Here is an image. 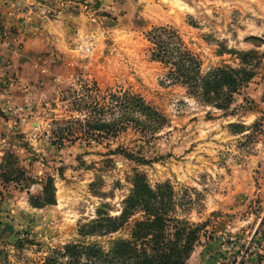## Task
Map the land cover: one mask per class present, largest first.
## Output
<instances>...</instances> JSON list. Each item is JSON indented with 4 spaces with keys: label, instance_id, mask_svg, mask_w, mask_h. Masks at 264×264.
<instances>
[{
    "label": "rangeland",
    "instance_id": "374dc122",
    "mask_svg": "<svg viewBox=\"0 0 264 264\" xmlns=\"http://www.w3.org/2000/svg\"><path fill=\"white\" fill-rule=\"evenodd\" d=\"M30 2L0 0V42L15 41L0 56V264H68L67 244L130 240L140 208L115 231L89 225L121 214L136 174L162 186L170 217L200 225L184 264H264V0ZM157 27L201 74L247 70L226 106L170 77L152 56ZM126 92L161 127L93 139L88 125L122 116L112 96Z\"/></svg>",
    "mask_w": 264,
    "mask_h": 264
},
{
    "label": "trees",
    "instance_id": "16d2710c",
    "mask_svg": "<svg viewBox=\"0 0 264 264\" xmlns=\"http://www.w3.org/2000/svg\"><path fill=\"white\" fill-rule=\"evenodd\" d=\"M153 43L152 56L171 66L170 77L186 85L190 94L215 106H226L234 93L247 76V70L225 66L201 74L196 57L186 50L177 33L172 29L157 27L149 33ZM114 102L123 110L122 116L111 120L95 119L88 125L87 131H93V139L99 138L94 131L104 129L108 136H115L114 128L126 127L130 123L142 127L141 131H155L161 127L163 117L146 105L139 96L124 93L112 96ZM115 106V105H114ZM143 116H135L136 113ZM90 127V128H89ZM91 129V130H90ZM91 133V132H86ZM89 135V134H88ZM123 153L140 161L127 150ZM168 192L169 183L163 185ZM162 186L152 189L145 182L142 174L133 179L131 193L125 198L121 214L116 217L105 216L91 222L90 232L115 231L124 224L137 208L146 217L136 220L130 240H116L108 250L95 244H67L64 253L70 256L68 264H184L192 252L194 242L198 239L200 225L192 226L187 221L172 218L167 213V202L161 193ZM199 226V228H198ZM44 264H48V261ZM55 264V261H53Z\"/></svg>",
    "mask_w": 264,
    "mask_h": 264
},
{
    "label": "crops",
    "instance_id": "0c3cea01",
    "mask_svg": "<svg viewBox=\"0 0 264 264\" xmlns=\"http://www.w3.org/2000/svg\"><path fill=\"white\" fill-rule=\"evenodd\" d=\"M27 2H30V0H26ZM39 0H34V1H31L30 3H38ZM26 3V2H25ZM4 9H6V7H2ZM33 8V7H32ZM38 9V8H36ZM37 12V11H36ZM14 25H16V23L14 22V18L6 15L5 16V19H4V23H3V27L6 28V30H9L10 27H12ZM8 37V36H7ZM17 39H22L23 40V37L22 35H19L17 37ZM1 42H2V39H1ZM0 42V43H1ZM15 45V41H14V35H9V37L7 38V41L4 42V39H3V42L0 44V56H7L9 57V52H10V49ZM6 57V58H7Z\"/></svg>",
    "mask_w": 264,
    "mask_h": 264
}]
</instances>
